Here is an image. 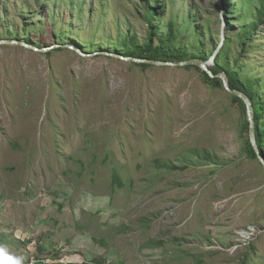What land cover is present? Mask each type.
<instances>
[{
    "label": "rangeland",
    "instance_id": "1",
    "mask_svg": "<svg viewBox=\"0 0 264 264\" xmlns=\"http://www.w3.org/2000/svg\"><path fill=\"white\" fill-rule=\"evenodd\" d=\"M260 6L0 0V264H264L244 104L196 65L126 60L216 56L264 104Z\"/></svg>",
    "mask_w": 264,
    "mask_h": 264
},
{
    "label": "trees",
    "instance_id": "2",
    "mask_svg": "<svg viewBox=\"0 0 264 264\" xmlns=\"http://www.w3.org/2000/svg\"><path fill=\"white\" fill-rule=\"evenodd\" d=\"M259 2L261 3V6H260L261 8L258 10V16L260 19H262L261 17L264 15V0H259ZM260 23H261V21L253 24V29H256ZM138 58H145V59L153 60L152 58H147L144 54H140L138 56ZM199 59L204 61V62L206 61V59H204L203 57L199 58ZM215 60H216V56L214 58V64L210 68L211 72L214 75L220 74L222 72L225 73V76L227 77V81H228V86L230 87V89L242 93L252 103L255 141H256L259 152L262 153V150L264 148V125H263V122L261 121V115L263 113L264 104L263 103H257L254 100V97H253L251 91L249 90L250 88L254 87L253 84L248 83L247 81L246 82L244 81L243 83H239L240 79L238 78V76L235 72L230 70L228 68V66L225 64H217V60L216 61ZM157 61H159V60H157ZM180 61H186V60L182 59ZM162 62H164V61H162ZM204 76L206 78L207 83L211 87H221L222 84L219 80H217L215 78H210L205 72H204ZM233 99L238 101L239 103L243 104L242 100L240 98L236 97L235 95H233ZM246 125L247 126H245V131H247V133H248V122ZM248 152L252 157L257 158V153L251 144H249V146H248ZM262 155H264V154L262 153Z\"/></svg>",
    "mask_w": 264,
    "mask_h": 264
},
{
    "label": "water",
    "instance_id": "3",
    "mask_svg": "<svg viewBox=\"0 0 264 264\" xmlns=\"http://www.w3.org/2000/svg\"><path fill=\"white\" fill-rule=\"evenodd\" d=\"M7 43L9 44H15V41H8ZM18 44L22 45V46H28L25 43H21V42H17ZM32 48V47H31ZM53 47H48V48H43L40 51H46L49 49H52ZM34 50H37L34 48ZM76 52L78 54H80L81 56H84V54H82L81 50L79 49H75ZM110 55V54H109ZM126 60H129L132 63H140V64H149V65H155V66H184V65H188V64H193L198 66L203 72H205L210 78H219L222 82L223 87L229 91L231 94L235 95L236 97L240 98L245 106V112H246V116H247V121H248V138L250 141V144L252 145V147L254 148V150L257 153V157H258V151L256 149V144H255V135H254V121H253V106L252 103L250 102V100L243 95L242 93L232 90L230 89V87L228 86V82H227V77L223 74H216L214 75L211 70L208 67V63L200 60V59H191V60H187V61H182V62H162V61H157V60H151V59H145V58H126Z\"/></svg>",
    "mask_w": 264,
    "mask_h": 264
},
{
    "label": "built area",
    "instance_id": "4",
    "mask_svg": "<svg viewBox=\"0 0 264 264\" xmlns=\"http://www.w3.org/2000/svg\"><path fill=\"white\" fill-rule=\"evenodd\" d=\"M258 234V230L253 226H248L246 229L237 233L234 246L231 251L247 246Z\"/></svg>",
    "mask_w": 264,
    "mask_h": 264
},
{
    "label": "bare ground",
    "instance_id": "5",
    "mask_svg": "<svg viewBox=\"0 0 264 264\" xmlns=\"http://www.w3.org/2000/svg\"><path fill=\"white\" fill-rule=\"evenodd\" d=\"M16 84V83H15ZM18 84V83H17ZM10 85H12V84H10ZM19 86V85H18ZM7 87V86H6ZM17 102V101H16ZM14 103V102H13Z\"/></svg>",
    "mask_w": 264,
    "mask_h": 264
}]
</instances>
